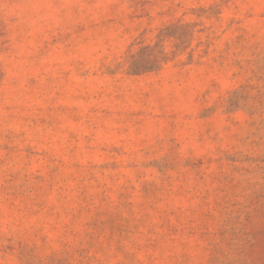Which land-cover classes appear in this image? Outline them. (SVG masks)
<instances>
[{
  "label": "rangeland",
  "instance_id": "rangeland-1",
  "mask_svg": "<svg viewBox=\"0 0 264 264\" xmlns=\"http://www.w3.org/2000/svg\"><path fill=\"white\" fill-rule=\"evenodd\" d=\"M0 264H264V0H0Z\"/></svg>",
  "mask_w": 264,
  "mask_h": 264
}]
</instances>
